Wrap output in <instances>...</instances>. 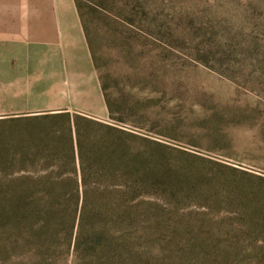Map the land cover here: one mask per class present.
I'll return each instance as SVG.
<instances>
[{
    "label": "rangeland",
    "instance_id": "1",
    "mask_svg": "<svg viewBox=\"0 0 264 264\" xmlns=\"http://www.w3.org/2000/svg\"><path fill=\"white\" fill-rule=\"evenodd\" d=\"M74 3L108 116L0 68V264H264V0ZM56 10L0 0V66L9 24Z\"/></svg>",
    "mask_w": 264,
    "mask_h": 264
},
{
    "label": "crops",
    "instance_id": "2",
    "mask_svg": "<svg viewBox=\"0 0 264 264\" xmlns=\"http://www.w3.org/2000/svg\"><path fill=\"white\" fill-rule=\"evenodd\" d=\"M57 1L60 10L27 13L20 18L23 21L9 24L8 34L1 35L4 46L11 49L4 51L1 59L3 92L8 90L14 97L21 95L26 81L28 87L24 90L44 92L46 102L42 106L53 114L73 111L105 118L108 108L81 15L74 0ZM35 82L42 86L36 88ZM75 83L83 84L82 90L93 92L97 104L87 103V109H80L81 112L74 110L78 108L74 104L78 98ZM26 105L15 112L35 111L33 103Z\"/></svg>",
    "mask_w": 264,
    "mask_h": 264
},
{
    "label": "trees",
    "instance_id": "3",
    "mask_svg": "<svg viewBox=\"0 0 264 264\" xmlns=\"http://www.w3.org/2000/svg\"><path fill=\"white\" fill-rule=\"evenodd\" d=\"M74 182H75V181H74ZM82 182H84V179H82ZM78 184H79L78 181H76V183H75V185H74V186H75V187H74V188H75V193H77V186H78ZM77 197H79V194L77 195ZM84 198H85V195H83V200H84ZM79 239H80V236H79ZM77 251H78V249H77Z\"/></svg>",
    "mask_w": 264,
    "mask_h": 264
}]
</instances>
